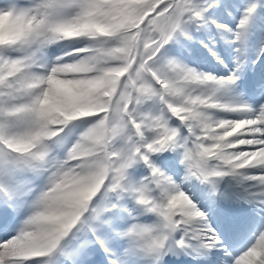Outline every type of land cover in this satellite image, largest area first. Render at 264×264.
<instances>
[{
    "label": "snow or ice",
    "instance_id": "6c2138e0",
    "mask_svg": "<svg viewBox=\"0 0 264 264\" xmlns=\"http://www.w3.org/2000/svg\"><path fill=\"white\" fill-rule=\"evenodd\" d=\"M0 264H264V0H0Z\"/></svg>",
    "mask_w": 264,
    "mask_h": 264
}]
</instances>
